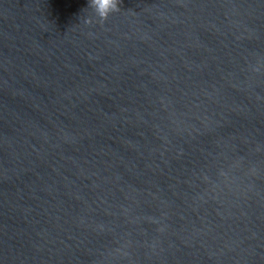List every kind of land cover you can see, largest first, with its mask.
<instances>
[{
	"label": "water",
	"instance_id": "water-1",
	"mask_svg": "<svg viewBox=\"0 0 264 264\" xmlns=\"http://www.w3.org/2000/svg\"><path fill=\"white\" fill-rule=\"evenodd\" d=\"M0 264H264V0H0Z\"/></svg>",
	"mask_w": 264,
	"mask_h": 264
},
{
	"label": "clouds",
	"instance_id": "clouds-1",
	"mask_svg": "<svg viewBox=\"0 0 264 264\" xmlns=\"http://www.w3.org/2000/svg\"><path fill=\"white\" fill-rule=\"evenodd\" d=\"M91 7L96 17L104 21L111 13L118 10V0H91Z\"/></svg>",
	"mask_w": 264,
	"mask_h": 264
}]
</instances>
